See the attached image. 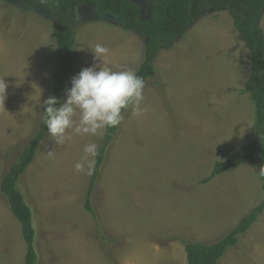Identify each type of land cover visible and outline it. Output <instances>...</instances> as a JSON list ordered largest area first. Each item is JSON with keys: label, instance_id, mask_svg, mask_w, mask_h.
Segmentation results:
<instances>
[{"label": "rangeland", "instance_id": "rangeland-1", "mask_svg": "<svg viewBox=\"0 0 264 264\" xmlns=\"http://www.w3.org/2000/svg\"><path fill=\"white\" fill-rule=\"evenodd\" d=\"M132 1L146 18L156 0ZM72 25L73 77L93 66L96 44L108 49L103 67L136 73L146 48L137 32L100 20L88 4ZM55 27L46 11L0 0V183L44 120L56 68ZM155 67L144 85L143 114L126 110L108 148L92 194L97 219L85 200L106 128L97 135L70 129L63 143L47 133L40 142L19 181L34 214L37 264H188L185 241L220 240L263 199L257 162L202 182L255 132L254 104L241 92L250 52L228 12H205L160 51ZM73 119L78 126V112ZM90 144L95 154L85 152ZM25 256L20 222L0 191V264H25ZM219 264H264V212Z\"/></svg>", "mask_w": 264, "mask_h": 264}, {"label": "trees", "instance_id": "trees-1", "mask_svg": "<svg viewBox=\"0 0 264 264\" xmlns=\"http://www.w3.org/2000/svg\"><path fill=\"white\" fill-rule=\"evenodd\" d=\"M26 10L46 11L54 16L56 27V68L52 81V96L64 100L67 86L75 72V31L72 21L77 18L81 5L92 7L100 20L111 22L126 31L137 32L146 41L145 56L136 75L144 80L156 76L155 61L163 49L171 48L183 38L193 22L209 10H226L233 25L250 52L251 70L242 93L248 94L255 107L254 136L224 161H217L208 183L215 177L238 168L247 162H257L258 169L264 166V29L262 18L264 0H156L150 15L141 18L140 6L132 0H18ZM125 111L123 112L124 115ZM121 125V124H120ZM120 125L106 127L102 145L96 153V164L89 182L85 208L97 219L92 203L101 169L106 161L110 144L118 135ZM44 120L39 131L24 148L17 162L3 175L0 191L7 197L14 216L21 225L26 243L25 264H37L39 255L35 246L37 236L33 211L19 187V181L33 163L39 144L47 135ZM260 175V174H259ZM263 199L243 217L237 226L220 240L212 243L185 241L188 264H219L229 247L238 243L264 212V175H260Z\"/></svg>", "mask_w": 264, "mask_h": 264}, {"label": "clouds", "instance_id": "clouds-1", "mask_svg": "<svg viewBox=\"0 0 264 264\" xmlns=\"http://www.w3.org/2000/svg\"><path fill=\"white\" fill-rule=\"evenodd\" d=\"M94 64L84 68L71 79L62 102L52 96L43 101L44 123L49 137L55 143H63L71 129L77 134L97 135L106 127H115L124 119L123 112L132 109L141 116L144 80L132 70L112 71L103 67L108 49L101 44L91 48ZM99 62V63H96ZM79 113V124L74 125V116ZM96 145L86 146L85 152L95 154ZM77 171L83 165H75ZM264 175V166L259 170Z\"/></svg>", "mask_w": 264, "mask_h": 264}]
</instances>
